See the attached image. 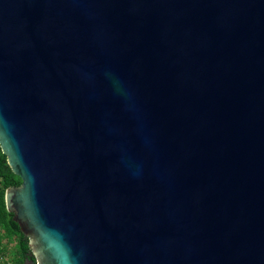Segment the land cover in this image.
<instances>
[{"label":"water","instance_id":"1","mask_svg":"<svg viewBox=\"0 0 264 264\" xmlns=\"http://www.w3.org/2000/svg\"><path fill=\"white\" fill-rule=\"evenodd\" d=\"M0 148L37 264H264V0H0Z\"/></svg>","mask_w":264,"mask_h":264},{"label":"trees","instance_id":"2","mask_svg":"<svg viewBox=\"0 0 264 264\" xmlns=\"http://www.w3.org/2000/svg\"><path fill=\"white\" fill-rule=\"evenodd\" d=\"M21 185V179L15 175L7 163L0 148V263L1 264H37L30 238L24 235L5 205V191L9 187Z\"/></svg>","mask_w":264,"mask_h":264},{"label":"rangeland","instance_id":"3","mask_svg":"<svg viewBox=\"0 0 264 264\" xmlns=\"http://www.w3.org/2000/svg\"><path fill=\"white\" fill-rule=\"evenodd\" d=\"M1 264V263H0Z\"/></svg>","mask_w":264,"mask_h":264}]
</instances>
